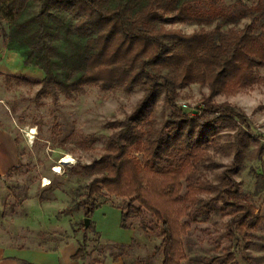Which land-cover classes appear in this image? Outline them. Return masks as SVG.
Instances as JSON below:
<instances>
[{"label": "trees", "instance_id": "trees-1", "mask_svg": "<svg viewBox=\"0 0 264 264\" xmlns=\"http://www.w3.org/2000/svg\"><path fill=\"white\" fill-rule=\"evenodd\" d=\"M261 1V0H258ZM223 0H0V32L5 48L18 54L25 66L40 70L37 98L60 92L70 98L83 87L107 91L139 88L142 97L133 112L112 124L102 156L86 169L95 177L84 198L66 207L65 212L82 210L91 219L105 195L128 201L121 210L122 229L132 217L150 214L160 225L161 264H181L186 260L182 238L194 221L200 194H215L212 202L231 208L235 229L258 225L254 208L239 201L240 191L234 176L239 171L237 152L234 163L222 171L219 184L191 181L195 169L209 160V137L215 124L248 128L247 117L217 96H231L263 84L255 76L264 69V27L254 32L250 25L242 30L199 29L190 34L167 29V24L191 23L223 17L238 21L246 16L264 17V10L249 7L237 15L227 12ZM39 6L40 11L30 14ZM4 25V27H3ZM5 25L7 29L5 30ZM198 85L206 88L201 106L190 113L177 104L179 90ZM158 92L169 119L155 127ZM264 147L258 151L261 157ZM139 156V158L137 157ZM208 168L219 167L209 163ZM187 181L182 193V182ZM138 207H134V204ZM183 219H186L183 222ZM140 226L146 230L142 219ZM82 240L74 261L88 256V232L93 223H78ZM229 235L232 236L230 233ZM227 255V259H231ZM113 256V259H117ZM152 257L136 259L135 264H151Z\"/></svg>", "mask_w": 264, "mask_h": 264}, {"label": "rangeland", "instance_id": "rangeland-1", "mask_svg": "<svg viewBox=\"0 0 264 264\" xmlns=\"http://www.w3.org/2000/svg\"><path fill=\"white\" fill-rule=\"evenodd\" d=\"M221 5L237 15L253 6L258 9L255 15L264 10V0H223ZM38 11L40 7L35 6L30 14ZM253 17L246 16L236 22L216 17L167 24L166 28L190 34L199 29L211 31L215 27L222 31L242 30L250 25L257 33L264 27V17L258 20ZM255 76L262 79L263 84L214 98L215 103L226 102L244 114L248 128H230L216 123L214 134L209 137V160L195 169L190 180L218 185L222 171L234 163L238 152L240 165L234 179L240 191L239 201L254 208L255 218L248 226L256 217L258 225L241 234L235 229L238 218L231 219V208L224 207L220 200L212 202L215 194H200L194 221L182 238L186 260L181 264H264V153L257 156L264 147V69H256ZM43 77L40 70L23 65L18 54L6 50L0 32V130L11 134L18 157L17 167L0 176V246L55 250L70 241L81 242L82 233H76V229L83 220V212L79 209L67 213L65 209L83 199L87 185L98 176L86 167L102 156L114 132L112 124L124 121L142 97L139 88L104 91L86 86L70 98L60 92L55 99L50 94L37 98ZM207 94L206 88L191 85L179 90L177 104L190 113L200 108L202 96ZM162 98L163 94L158 92L156 128L170 115L169 109L162 105ZM0 151L4 155V143H0ZM66 157L69 163L63 165ZM211 162L219 167L208 168L206 165ZM182 185L184 193L187 181ZM99 203L122 208L128 201L105 195ZM142 219L146 230L140 226ZM142 219L132 217L126 222L135 233L129 246L100 243L94 232H88L87 263L100 264V260L109 255L119 257L123 264H135L137 258L148 257H152L151 264H161V251L155 252L161 244L160 225L146 212ZM227 255H231V259L228 260Z\"/></svg>", "mask_w": 264, "mask_h": 264}, {"label": "crops", "instance_id": "crops-1", "mask_svg": "<svg viewBox=\"0 0 264 264\" xmlns=\"http://www.w3.org/2000/svg\"><path fill=\"white\" fill-rule=\"evenodd\" d=\"M0 143H4V155L0 151V176H3L17 167L18 157L14 139L9 132L0 130ZM90 222L93 223L94 233L98 236L100 243L129 246L134 238L133 229L120 227L121 210L115 205L105 203L99 206ZM77 248L76 241H70L55 250L4 245L0 246V264H88V256L78 261L72 259ZM100 264H123V262L119 257L113 259V256L108 255L100 260Z\"/></svg>", "mask_w": 264, "mask_h": 264}, {"label": "water", "instance_id": "water-1", "mask_svg": "<svg viewBox=\"0 0 264 264\" xmlns=\"http://www.w3.org/2000/svg\"><path fill=\"white\" fill-rule=\"evenodd\" d=\"M83 223H84V227L88 228L89 224H90V219L84 218L83 219Z\"/></svg>", "mask_w": 264, "mask_h": 264}, {"label": "bare ground", "instance_id": "bare-ground-1", "mask_svg": "<svg viewBox=\"0 0 264 264\" xmlns=\"http://www.w3.org/2000/svg\"><path fill=\"white\" fill-rule=\"evenodd\" d=\"M69 160H70V159H69L68 157H66V158L63 160V165L68 164V163H69ZM58 172H60L59 169L57 170V173H58Z\"/></svg>", "mask_w": 264, "mask_h": 264}]
</instances>
